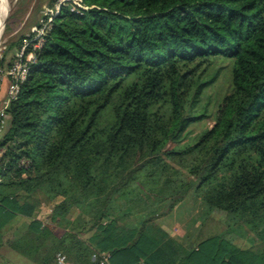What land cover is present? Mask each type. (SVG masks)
Masks as SVG:
<instances>
[{
    "label": "trees",
    "instance_id": "1",
    "mask_svg": "<svg viewBox=\"0 0 264 264\" xmlns=\"http://www.w3.org/2000/svg\"><path fill=\"white\" fill-rule=\"evenodd\" d=\"M83 3L52 16L41 48L23 37L34 58L0 127V248L36 264H264V0ZM191 195L261 243L254 259L225 236L170 237L159 220Z\"/></svg>",
    "mask_w": 264,
    "mask_h": 264
},
{
    "label": "rangeland",
    "instance_id": "2",
    "mask_svg": "<svg viewBox=\"0 0 264 264\" xmlns=\"http://www.w3.org/2000/svg\"><path fill=\"white\" fill-rule=\"evenodd\" d=\"M50 1L51 0H7L10 10L0 40V61L5 60V66L1 69L5 70L18 62L19 56L23 51V48H20L21 42L31 41V39L23 40V37L32 38L33 41L34 39L40 40V35L43 34L42 30L47 22L46 18L48 15L51 16V12L55 9L50 7ZM26 42L24 44H26ZM36 44H39V42ZM225 72H227V70ZM225 74H223L215 86L209 90V95L214 99L217 96L221 97V95L226 93L229 89L231 84L230 78L228 74ZM5 82H8L10 85L9 80ZM9 85L5 91L6 93L9 89ZM209 124L208 121L205 122L202 126L194 129L193 133H200L201 130L208 127ZM22 200L23 199H21V201ZM28 201L39 203V211H43V213L47 212L48 202L43 195L38 194L35 199L31 197ZM200 206V202L194 195H191L170 217L165 219L166 222L174 227L179 235V239H186L189 241V244H197L207 238L219 235L225 236L233 242L239 252H247L248 257L254 259V256L257 255L261 249V243L258 242L254 244V242L242 237V234L235 231L233 232L228 226L227 216L224 212L214 211L206 215L204 209L200 210ZM195 209L197 212L201 211L199 216L197 215L195 217ZM38 218L44 219V215L40 214ZM15 220L16 219H13L8 227L12 226ZM197 221L204 223L199 229L195 228V223Z\"/></svg>",
    "mask_w": 264,
    "mask_h": 264
},
{
    "label": "built area",
    "instance_id": "3",
    "mask_svg": "<svg viewBox=\"0 0 264 264\" xmlns=\"http://www.w3.org/2000/svg\"><path fill=\"white\" fill-rule=\"evenodd\" d=\"M63 7H69L70 10L77 14H83V12L89 10V7L83 3V0H58L54 11H52L51 18L46 22L45 27L43 28V34L40 35L39 44L35 45V48H41L44 43L43 36L46 31L51 28L53 17L60 13ZM29 45V42H26L22 53L19 56L18 62L13 66L8 67L7 69L0 70V127L4 128L8 120V109L10 105L17 99L20 89L23 83L26 82L28 74L30 71L29 62L34 58V55L31 54L27 61H24L25 49ZM6 80H9L10 85L9 89L5 96H2V89ZM55 264H71L68 259V256L65 253L59 252L55 258ZM99 264H111L110 255L107 253H102L100 257Z\"/></svg>",
    "mask_w": 264,
    "mask_h": 264
},
{
    "label": "crops",
    "instance_id": "4",
    "mask_svg": "<svg viewBox=\"0 0 264 264\" xmlns=\"http://www.w3.org/2000/svg\"><path fill=\"white\" fill-rule=\"evenodd\" d=\"M8 85H9L8 82H5L4 89L2 91V96H5L6 93L5 91ZM165 219L166 218H161L159 220V223L162 226V228L170 235V237L175 238L179 242L188 246L187 242H184L179 239L178 234L174 229V227L170 223L166 222ZM18 223H20L19 219L16 218L12 226L8 227V230L10 231L13 228H15ZM0 264H36V263L32 260L25 258L24 256L20 255L19 253L11 249L8 243L6 242V240H4V245L0 248Z\"/></svg>",
    "mask_w": 264,
    "mask_h": 264
},
{
    "label": "bare ground",
    "instance_id": "5",
    "mask_svg": "<svg viewBox=\"0 0 264 264\" xmlns=\"http://www.w3.org/2000/svg\"><path fill=\"white\" fill-rule=\"evenodd\" d=\"M9 10L10 9L7 0H0V40L2 38Z\"/></svg>",
    "mask_w": 264,
    "mask_h": 264
},
{
    "label": "water",
    "instance_id": "6",
    "mask_svg": "<svg viewBox=\"0 0 264 264\" xmlns=\"http://www.w3.org/2000/svg\"><path fill=\"white\" fill-rule=\"evenodd\" d=\"M7 21V20H6Z\"/></svg>",
    "mask_w": 264,
    "mask_h": 264
}]
</instances>
